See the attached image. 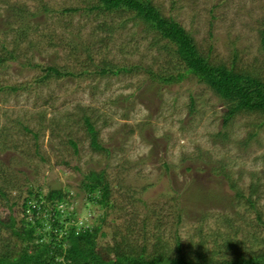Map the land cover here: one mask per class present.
I'll return each instance as SVG.
<instances>
[{
	"label": "rangeland",
	"instance_id": "1",
	"mask_svg": "<svg viewBox=\"0 0 264 264\" xmlns=\"http://www.w3.org/2000/svg\"><path fill=\"white\" fill-rule=\"evenodd\" d=\"M151 1L211 63L264 76V0ZM95 2L0 0V57L7 60L0 64L1 218L12 212L20 228L30 187H67L71 210L90 223L96 217L80 184L85 173L105 170L113 186L123 183L116 196L124 210L103 223L99 247L145 245L149 256L160 243L187 256L203 243L219 259L226 239L243 252L263 248L264 224L246 198L235 200L219 170L225 166L245 197L257 192L252 200L264 221V116L241 113L224 128V103L182 72L171 42L130 12L87 9ZM104 63L123 71L103 75ZM50 66L73 75L41 79ZM85 116L107 152L93 150ZM13 236L0 227V248Z\"/></svg>",
	"mask_w": 264,
	"mask_h": 264
},
{
	"label": "trees",
	"instance_id": "2",
	"mask_svg": "<svg viewBox=\"0 0 264 264\" xmlns=\"http://www.w3.org/2000/svg\"><path fill=\"white\" fill-rule=\"evenodd\" d=\"M95 1V4L87 9L109 13L130 12L133 14L132 18L145 26V30L171 42L175 46L173 49L171 47L173 55L183 67L182 72L191 74L198 82L208 86L224 103L226 108L223 117L224 128L241 113L264 116V76L260 73L243 72L234 66L211 63L202 55L194 38L185 28L174 19L165 17L151 0ZM78 10L69 8L65 9V12ZM11 24L8 23L10 28L8 31H12ZM262 26L261 46L259 47L264 54V20ZM3 51L6 49L4 48ZM7 54L10 55L9 60L16 59L12 52H7ZM5 62L7 60L1 56L0 64ZM120 70L122 69L112 63H104L98 72L103 75L117 74ZM46 71L47 74L41 79L48 78L50 73H53L56 78L73 75L55 66L47 67ZM182 72L178 74L179 78L183 77ZM153 77L168 83L176 80L174 75L155 76L153 74ZM84 123L91 136L93 150L107 152L109 149L98 140L94 124L89 116L84 117ZM71 144L77 149L76 142L71 141ZM221 166L219 171H222L224 181L228 184L229 191L234 193L235 200L246 198L251 209L255 211L258 221L264 224L262 215L256 208V201L252 200V196L257 192L252 191L245 197L237 184L231 181L225 166ZM122 184L120 182L119 185L113 186L105 170H91L84 174L80 184L86 196L84 205L90 206L91 212L96 217L90 223L80 221L78 211L71 210V193L67 187L51 189L47 193H44L40 186L30 187L29 195L21 203L24 218L20 228H16V216L12 212L7 219H2L0 216L1 229L8 228L14 235L13 237L17 239V241H10V239L3 241L4 244L0 248V264H264V247L243 252V249L239 247V242L236 243L229 239L224 240L223 245H217L219 249L225 248V252H222L223 258L220 259L214 256L216 252L207 253L203 243H200L196 250L187 256L185 251L173 256L164 248L165 245L161 246L160 243L156 244L149 256L145 255L147 251L145 245L142 251L127 248L125 243L118 242L114 245L99 247V238L107 236L103 223L111 214L124 210L116 196V190L124 188ZM1 195H7L3 187H0ZM140 200L145 203L142 198ZM16 205L17 202H14L10 210L12 211ZM100 210L102 213H99ZM177 247L180 251L179 239ZM217 253L220 255L219 252Z\"/></svg>",
	"mask_w": 264,
	"mask_h": 264
}]
</instances>
